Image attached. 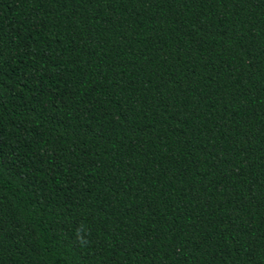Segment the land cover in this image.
Here are the masks:
<instances>
[{
	"label": "trees",
	"instance_id": "16d2710c",
	"mask_svg": "<svg viewBox=\"0 0 264 264\" xmlns=\"http://www.w3.org/2000/svg\"><path fill=\"white\" fill-rule=\"evenodd\" d=\"M0 264H264V0H0Z\"/></svg>",
	"mask_w": 264,
	"mask_h": 264
}]
</instances>
